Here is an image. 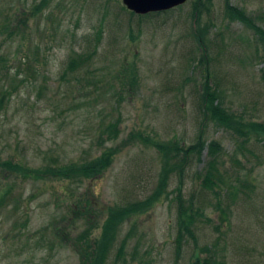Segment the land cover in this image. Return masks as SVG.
I'll return each mask as SVG.
<instances>
[{"label": "rangeland", "instance_id": "374dc122", "mask_svg": "<svg viewBox=\"0 0 264 264\" xmlns=\"http://www.w3.org/2000/svg\"><path fill=\"white\" fill-rule=\"evenodd\" d=\"M227 1L264 28V0H187L146 15L123 0H0V94L10 92L0 111V161L30 169L89 161L135 131L184 146L203 133L207 142L183 175L184 198L203 214L180 253L174 172L168 194L119 227L108 264H264V138L220 126L202 100L210 73L230 111L264 122L262 39L227 18ZM193 13H200L197 28L207 29V51L194 36ZM79 55L88 57L68 69ZM114 122L118 135L110 140ZM129 141L102 176L81 184L5 176L9 168H0V197L8 194L0 264H79L77 236L90 228L97 238L108 206L144 199L158 186L164 156ZM212 141L221 144L217 166L229 192L203 184ZM75 200L90 203L92 220L72 214Z\"/></svg>", "mask_w": 264, "mask_h": 264}, {"label": "trees", "instance_id": "16d2710c", "mask_svg": "<svg viewBox=\"0 0 264 264\" xmlns=\"http://www.w3.org/2000/svg\"><path fill=\"white\" fill-rule=\"evenodd\" d=\"M226 9L229 12L226 13V16L229 20L243 21L256 30L262 39V46L264 48V28L257 25L248 15V13H245V11L241 8L231 5L229 1H227ZM198 12H200L199 8ZM199 14L200 13L192 14L195 19L194 24L196 26V30H194V36L201 46L207 51L208 45L207 41L204 39V34L207 29L205 26H202L199 29L197 28V18L200 17ZM87 57L81 55L72 57L68 65V69L75 70L78 66L82 65ZM207 58L208 55L207 52H205L202 60H207ZM210 79L211 75L209 73L206 84L203 88L204 92L202 95L203 104L207 111L206 113L209 114L217 124L224 128L235 130L238 133L246 136H251L252 133H256L259 135V137L264 138V122L245 121L234 112L230 111L223 104L218 90L209 84ZM9 94L10 92L7 90L0 94V111H2L4 108ZM106 133H108L110 140L114 139L118 135V124L114 122L108 125ZM128 140H130L129 142L132 143L139 141L145 145H151L157 148L164 156L165 163L159 178L158 186L152 194L148 195L144 199L131 201L126 204L116 203L108 206L107 217L101 226L102 230L97 238L92 239L90 235V228L85 229L82 235L77 236V251L80 256L79 264H108L109 254L116 240L119 227L126 219L149 211L156 204V202L161 200L163 196H166L165 194L168 191L169 178L174 172L180 176L179 185L176 187V200L178 202L179 209L178 223L180 226L177 241L178 253H180L183 240L188 234H194L199 217L203 214L199 207L194 206L192 201L187 202L183 196V175L186 164L192 155L195 153L201 154L206 148L207 142L204 139L203 133H200L196 143H193L189 146H184L177 141L163 142L154 139L152 136L144 133L143 131H135L131 134V136L129 135L128 139L125 140L126 142L124 141L122 144L115 146H106L100 155L91 158L89 161L71 162L65 164L47 163L34 169H30L21 163H15L16 161H0V168H9L6 169L8 174L5 173V176H9L10 173L16 171L17 173L21 174V176H25L26 179H31L33 181L49 179L54 181H74L75 179H79V184H81L85 180L102 176L109 169L116 155L121 150V145L124 146L128 144ZM221 149L222 147L219 142L212 141L209 143L210 160L208 162V166L206 169H204L203 184L207 188L213 189L215 192L217 189H219L217 192L224 193V191H230L229 188L232 184H226L217 166L218 152ZM219 153H221V151ZM7 196V193L2 194L0 197V206ZM87 206L88 204L85 202L75 200V202L71 205V212L77 217H87L88 220H92L91 218L95 216L94 211L89 209L90 203L89 207ZM91 224H93L92 221ZM193 264H215V260L209 258H204L203 260L197 259Z\"/></svg>", "mask_w": 264, "mask_h": 264}, {"label": "water", "instance_id": "95a60500", "mask_svg": "<svg viewBox=\"0 0 264 264\" xmlns=\"http://www.w3.org/2000/svg\"><path fill=\"white\" fill-rule=\"evenodd\" d=\"M187 0H123V3L137 14H147L171 9Z\"/></svg>", "mask_w": 264, "mask_h": 264}]
</instances>
